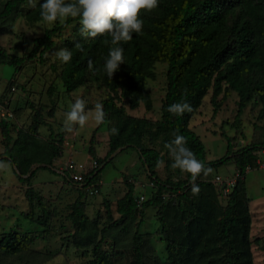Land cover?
Instances as JSON below:
<instances>
[{"label": "trees", "instance_id": "obj_1", "mask_svg": "<svg viewBox=\"0 0 264 264\" xmlns=\"http://www.w3.org/2000/svg\"><path fill=\"white\" fill-rule=\"evenodd\" d=\"M24 1L6 0L0 11V18L8 16ZM42 2L43 0H40L36 7L26 14L27 21H42L40 17ZM140 18L143 20L142 31L138 34L133 33L130 41H121L119 45H112L111 36L107 33L96 38H86L80 34L79 39L65 44L72 57L69 62L62 64L59 73L64 92L71 93L89 79L100 83L108 93L101 102L105 113L104 120L97 123L93 129L87 149L88 156L97 166L83 175V178L87 184H93L97 189V179L101 170L117 154L133 150L146 178L153 185L151 188L153 194L151 198L137 205V199L132 195L133 187L126 183L125 193L115 202L118 219L111 225L120 223L124 225L138 212L139 219L136 223L138 228L142 224L143 211L148 207L154 208L161 241L166 251L164 264H170L175 244L169 239V229L163 218L167 210L163 202V193L169 190L171 195L182 199L188 198L186 190L191 186V176L188 174L187 182L182 183L159 181L155 169L160 165L162 158L154 149L143 146V138L147 133L152 137L159 134L164 137L162 143L168 144L176 135H182L187 141L185 146L205 167H218L229 161L233 162L237 176L219 212L220 219L214 238L219 242V246H215L214 249L222 248L223 255L215 264H250L244 258L247 254L244 240L249 225L244 207L246 201L244 175L246 168L255 163V153L264 152V138L242 147L231 155L226 139L225 154L215 161L205 162L202 144L188 129V123L208 92L215 111L218 107L216 98L219 95L224 98L229 91L236 93L238 97L236 119L245 106L255 98L261 106L259 115L264 121V0H158V7L151 12L142 11ZM72 22L79 23L80 17H69L62 24L55 22V25L44 30L40 37L32 40L31 50L26 56L9 58L3 60L1 64L12 68L15 73L22 64L34 58L41 63L43 54L54 46L53 36ZM77 27L80 33L81 24ZM116 46L124 49V62L112 78H109L104 63L109 50ZM89 61L92 62L91 68ZM158 62L166 66L165 93L159 108L160 120L152 124L148 120L126 115L124 109L116 103L118 100H125L131 110L142 105L146 112L150 111L151 101L144 86L145 80L153 77L152 65ZM9 83L12 84V80ZM181 102L190 104L192 111H186L181 115L167 111L170 105ZM47 115L50 116L51 112H47ZM108 118L114 119L113 129L117 131L114 133L112 129L107 133V150L104 157L98 160L91 147L93 135L107 123ZM6 122L0 120L2 144L0 161L7 162L17 181L26 185L23 195L29 209L23 214L24 219L44 227L45 210L42 199L31 189L30 181L36 171L53 169L52 161L61 155L62 136L53 137L49 134L46 141L37 140V131L44 124L38 110L33 113L28 130L17 131L13 139L10 137ZM169 136H172V139H168ZM118 149L120 151L108 161V157ZM34 164L39 166L31 168ZM64 175L66 176L65 173ZM195 183L200 188H210L209 183L197 180ZM189 200L191 207L187 211L190 218L186 224L182 220L175 221L184 232L182 241L186 245L183 253L185 256L193 252V246L196 245L198 238L204 237V228H210L215 213L210 194H201L196 200ZM34 204L41 212L35 220L32 213ZM103 206L107 211L106 202H103ZM192 207H196V210L194 211ZM68 219L75 238V235L82 233L87 223L79 194L70 206ZM29 240L27 235L16 232L5 234L0 238V252L7 256L18 254L28 247ZM131 240V264H144L141 236L134 232ZM79 241L83 246H90L91 264H114L112 254L102 250L100 241L94 243L85 236L78 238L77 242L74 241V245L78 246ZM204 245L201 249L210 254L213 248H206Z\"/></svg>", "mask_w": 264, "mask_h": 264}, {"label": "rangeland", "instance_id": "obj_2", "mask_svg": "<svg viewBox=\"0 0 264 264\" xmlns=\"http://www.w3.org/2000/svg\"><path fill=\"white\" fill-rule=\"evenodd\" d=\"M6 0H0V11ZM40 0H37V4ZM36 4V5H37ZM28 6V0L17 6L6 17L0 18V101L12 114V119L7 121L10 137L13 139L17 131H27L33 116L38 110L41 120L44 122L37 131V140L46 141L49 134L53 137L62 136V149L59 158L52 161L53 169L36 171L30 181L31 189L41 197L45 210V226L40 227L34 222L24 219L23 214L28 211L24 198L26 185L17 181L11 166L7 170H0V238L10 232H16L29 237L28 247L18 254L7 256L0 252V264H91L90 246H83L78 238L88 236L92 242L100 241L102 250L112 254L114 264H131L132 235L138 232L141 236V254L144 264H164L166 251L161 241L160 228L155 217V209L148 207L143 211L142 224L136 228L139 219L138 212L133 218L124 223L112 226L118 219L115 213V202L126 191V183L132 185L134 198H143V202L151 198L153 192L149 188L150 181L146 178L144 170L137 160L135 152L131 149L115 154L114 158L100 172L97 182V192L94 195L85 194L77 187L70 185L58 172L62 169L66 159L75 164H82L85 168L93 160L87 153L89 139L97 122L93 119L95 105L108 95L100 83L90 81L72 91L65 93L59 73L62 62L55 57V53L66 49L65 44L80 38L78 24L70 23L66 28L56 33L52 42L53 48L43 54L42 62L36 58L25 62L13 73V69L1 64L9 58L26 56L31 50L32 40L40 37L43 31L54 24H46L43 21L30 22L26 14L33 10ZM62 24L63 22L57 21ZM165 71L163 63H154L151 68L153 77L145 80L144 89L151 101V109L146 112L142 105L131 110L125 100H118L117 106H121L126 115L145 119L154 124L160 120L159 108L165 93ZM12 80V84L9 81ZM48 90L49 93H48ZM77 98L84 99L85 112L89 120L83 128L73 126V132L69 133L64 128L65 113L70 110V105ZM210 92L202 99L201 104L188 123V129L199 139L204 150V161L212 162L221 158L226 152V139L229 143L230 155L242 147L259 142L264 138V121L259 115L260 104L254 98L241 111L236 119V93L229 91L227 96L216 98L218 107L213 111L210 103ZM51 112L48 116L47 112ZM114 119L108 118L107 123L95 133L92 143V151L96 159L101 160L107 150V133L113 129ZM153 129V128H152ZM151 129V130H152ZM73 145L71 152L66 151L63 142ZM163 136L147 135L143 138V146L152 148L158 152L162 160L155 169V175L161 182L167 180L171 183L187 182L188 173L172 168L173 160L169 149L163 142ZM168 139H172L169 136ZM2 152L0 136V154ZM256 161L248 166L244 175L245 199L244 207L249 219L246 234L244 258L250 264H264V152L255 153ZM39 165L34 164L31 168ZM212 172L203 173L197 178V182H206L210 188H200L198 194H193L191 186L186 190L188 198L192 201L201 194H210V201L215 207L213 223L210 228H204V237L198 238L190 255H184L185 243L182 241L183 230L177 226L176 220H182L185 224L190 218L188 208L190 200L182 199L169 190L163 193V202L167 210L163 218L169 229V239L173 242L172 262L170 264H215L223 255V249H214L219 242L214 239L217 233V222L220 219V210L223 208L225 198L212 185L211 180L217 176L220 180L233 179L236 170L232 161L218 166L210 167ZM235 179V178H234ZM34 185V186H33ZM80 195L83 204L84 215L87 218L82 233L73 235V227L68 214L70 206ZM107 204V211L103 206ZM196 210V207H192ZM139 211V210H137ZM33 219L40 216L39 207H32ZM176 214L174 217L173 215ZM182 214V216H181ZM183 224V226H185ZM123 225V226H122ZM180 227V228H178ZM123 229V230H122ZM205 244V245H204ZM213 248L210 254H206L201 248Z\"/></svg>", "mask_w": 264, "mask_h": 264}, {"label": "clouds", "instance_id": "obj_3", "mask_svg": "<svg viewBox=\"0 0 264 264\" xmlns=\"http://www.w3.org/2000/svg\"><path fill=\"white\" fill-rule=\"evenodd\" d=\"M37 0H28V6L35 8ZM158 7V0H43L40 4V17L46 24H54L57 21H66L69 17H80V34L86 38H96L104 34L111 36V44L119 45L121 41L127 42L132 39L133 33H140L143 28V20L140 18L142 11L151 12ZM124 49L122 47H112L109 50L108 58L104 63V69L109 78L123 64ZM56 59L62 63L71 60L72 53L68 49H61L55 53ZM92 62L89 61V68ZM86 101L77 98L70 105V110L65 113L64 128L67 132H73V126L79 125L81 128L89 120V115L85 112ZM167 111L174 115H181L184 112H191L192 107L187 102L174 103ZM105 113L102 104L95 105L93 119L97 123H102ZM114 133L116 129L112 130ZM187 141L182 135L166 144L170 156L174 161L172 168L179 169L191 176V191L198 194L200 189L195 183L197 178L203 173L208 175L212 172L210 167L199 161L194 153L187 148ZM8 164L0 161V170H7Z\"/></svg>", "mask_w": 264, "mask_h": 264}, {"label": "built area", "instance_id": "obj_4", "mask_svg": "<svg viewBox=\"0 0 264 264\" xmlns=\"http://www.w3.org/2000/svg\"><path fill=\"white\" fill-rule=\"evenodd\" d=\"M12 119V114L9 112V110L6 108L5 103L3 101H0V120L3 121H9ZM75 135L73 134L72 137L69 139L68 142H63L64 149L68 152H71L73 149V145L70 142V140H73ZM97 164L93 161L90 163L89 168H85L84 165L82 164H75L72 160L69 158L66 159L63 163L62 169L59 170V174L62 175L63 177L65 176L64 173L66 174L65 178L66 181L74 186L77 187L79 190L83 191L85 194L88 195H94L97 192V189L95 185L93 184H87L86 180H84L83 175H86L89 173L91 170H93ZM237 174V173H236ZM235 175V179H236ZM226 179V180H220L217 176H215L212 180L211 183L215 188L219 191L221 196L223 198L228 195L230 192L231 188L234 186L235 179ZM149 188H153L152 183H149ZM143 202V198L139 197L136 200V204L140 205Z\"/></svg>", "mask_w": 264, "mask_h": 264}, {"label": "water", "instance_id": "obj_5", "mask_svg": "<svg viewBox=\"0 0 264 264\" xmlns=\"http://www.w3.org/2000/svg\"><path fill=\"white\" fill-rule=\"evenodd\" d=\"M120 150H116L115 152H113L109 157L108 160H110L115 154H117Z\"/></svg>", "mask_w": 264, "mask_h": 264}, {"label": "crops", "instance_id": "obj_6", "mask_svg": "<svg viewBox=\"0 0 264 264\" xmlns=\"http://www.w3.org/2000/svg\"><path fill=\"white\" fill-rule=\"evenodd\" d=\"M99 183V185H100V181L98 182ZM34 186V185H33Z\"/></svg>", "mask_w": 264, "mask_h": 264}]
</instances>
